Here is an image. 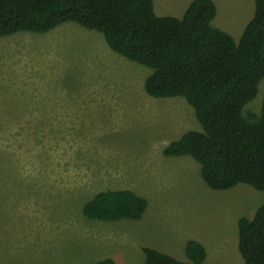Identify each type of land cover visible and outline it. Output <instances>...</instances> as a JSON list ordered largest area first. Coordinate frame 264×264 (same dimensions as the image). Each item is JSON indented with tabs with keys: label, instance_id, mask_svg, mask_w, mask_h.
Segmentation results:
<instances>
[{
	"label": "rangeland",
	"instance_id": "obj_1",
	"mask_svg": "<svg viewBox=\"0 0 264 264\" xmlns=\"http://www.w3.org/2000/svg\"><path fill=\"white\" fill-rule=\"evenodd\" d=\"M193 0H154L159 17L182 18ZM214 25L238 43L254 0H213ZM152 70L113 52L102 34L67 23L49 34L0 38V264H144V248L204 264H243L238 222L264 193L214 191L201 165L164 150L202 131L185 98L150 97ZM264 80L248 110L260 113ZM148 202L140 221L103 222L84 206L102 191Z\"/></svg>",
	"mask_w": 264,
	"mask_h": 264
},
{
	"label": "trees",
	"instance_id": "obj_2",
	"mask_svg": "<svg viewBox=\"0 0 264 264\" xmlns=\"http://www.w3.org/2000/svg\"><path fill=\"white\" fill-rule=\"evenodd\" d=\"M239 42L216 27L213 0H193L182 18L159 17L154 0H0V38L49 34L67 23L103 35L109 48L152 70L144 83L153 98H185L202 131H188L170 144L166 157H190L201 165L207 186L228 191L247 185L264 193V101L249 111L264 80V0ZM148 202L131 190L96 194L87 218L140 221ZM243 264H264V204L253 220L238 222ZM187 260L144 248V264H204L203 244L189 240ZM97 264H118L105 259Z\"/></svg>",
	"mask_w": 264,
	"mask_h": 264
}]
</instances>
